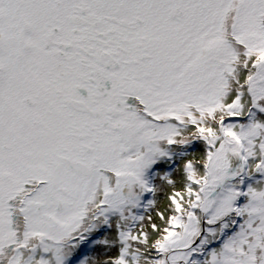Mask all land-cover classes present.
Returning <instances> with one entry per match:
<instances>
[{"label": "snow or ice", "instance_id": "1", "mask_svg": "<svg viewBox=\"0 0 264 264\" xmlns=\"http://www.w3.org/2000/svg\"><path fill=\"white\" fill-rule=\"evenodd\" d=\"M0 264H264V0H0Z\"/></svg>", "mask_w": 264, "mask_h": 264}]
</instances>
